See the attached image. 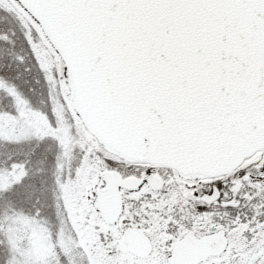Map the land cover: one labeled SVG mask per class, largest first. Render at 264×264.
<instances>
[{
    "label": "snow or ice",
    "instance_id": "snow-or-ice-1",
    "mask_svg": "<svg viewBox=\"0 0 264 264\" xmlns=\"http://www.w3.org/2000/svg\"><path fill=\"white\" fill-rule=\"evenodd\" d=\"M0 145V264H42L12 217L41 225L66 180L83 226L119 200L92 225L109 264L125 233L159 264H264V0H0Z\"/></svg>",
    "mask_w": 264,
    "mask_h": 264
},
{
    "label": "rangeland",
    "instance_id": "rangeland-1",
    "mask_svg": "<svg viewBox=\"0 0 264 264\" xmlns=\"http://www.w3.org/2000/svg\"><path fill=\"white\" fill-rule=\"evenodd\" d=\"M33 108H42V104L35 99L28 97ZM53 108L61 128L67 127L68 122L64 117L62 106L53 100ZM70 110V109H69ZM84 121L86 122V118ZM68 130V129H67ZM19 133H17V136ZM17 136H9L10 139H16ZM30 139H24V148L27 147ZM65 142V141H64ZM55 147L52 141L48 142ZM66 143V142H65ZM69 153L71 152L68 143ZM0 151H3V145H0ZM67 166V159L65 161ZM77 186L73 181H65L59 187V195L62 201L61 206H53L50 211L45 213L42 218V224L36 225L35 221L26 215L27 208L17 205L12 223L14 227L13 237L30 236L33 241L32 255L42 261V264H62L61 258L64 257L68 247L76 248L80 264H109L112 258L107 257L104 249L98 242V233L92 227L93 224L100 225L99 231H104L107 226L101 224L98 218L90 216L87 226H83L85 209L78 208L77 195H75ZM151 235V234H149ZM162 235V234H161ZM160 237L151 236L152 259L155 264H159L162 257L158 256L156 249ZM116 244V241H113ZM118 247V246H117ZM118 259L127 260L128 264H143L144 258H137L121 251Z\"/></svg>",
    "mask_w": 264,
    "mask_h": 264
},
{
    "label": "water",
    "instance_id": "water-1",
    "mask_svg": "<svg viewBox=\"0 0 264 264\" xmlns=\"http://www.w3.org/2000/svg\"><path fill=\"white\" fill-rule=\"evenodd\" d=\"M129 187H134V185L129 184ZM120 211L119 200L113 201L111 198H106L104 203V218L106 221L111 222L115 219V215ZM119 247L125 249L136 256L146 257L150 250L151 245L147 236L137 234L135 239H128V233H125L119 239Z\"/></svg>",
    "mask_w": 264,
    "mask_h": 264
},
{
    "label": "flooded vegetation",
    "instance_id": "flooded-vegetation-1",
    "mask_svg": "<svg viewBox=\"0 0 264 264\" xmlns=\"http://www.w3.org/2000/svg\"><path fill=\"white\" fill-rule=\"evenodd\" d=\"M42 55H46V53H44L43 51H42ZM86 118V117H85ZM83 121H84V118H83ZM86 121H87V119H86ZM85 122V121H84ZM88 122V121H87ZM68 128L66 127H64L63 128V140L65 141V139L68 137V135H69V132H68V130H67ZM10 138V137H9ZM26 137H24V139H25ZM27 138H29V137H27ZM30 139V138H29ZM66 142V143H65ZM64 142V144H65V146H68L69 144H68V141H65ZM4 147V146H3ZM159 163H161V164H163V163H166V162H162V161H159ZM66 165V164H65ZM66 168H67V166H65ZM9 181H8V179H7V176L6 175H4V174H0V189H3L4 187H7L8 186V183ZM132 206V204L131 203H129V204H127L126 205V208L127 207H131ZM99 220H100V222H101V224H104L105 226H107L108 228L111 226V224H108V223H106L103 219H102V217H100V218H98ZM150 240H151V238H150ZM151 244H152V242H151ZM128 255H131V254H129V253H127Z\"/></svg>",
    "mask_w": 264,
    "mask_h": 264
},
{
    "label": "trees",
    "instance_id": "trees-1",
    "mask_svg": "<svg viewBox=\"0 0 264 264\" xmlns=\"http://www.w3.org/2000/svg\"><path fill=\"white\" fill-rule=\"evenodd\" d=\"M68 138H69V139H68V142H70V143H71V142H72V141H71V139H70V138H71V136H70V135H68ZM51 145H52V144H51ZM52 147H53V146H52ZM53 148H55V147H53ZM73 159H74V158H73Z\"/></svg>",
    "mask_w": 264,
    "mask_h": 264
}]
</instances>
